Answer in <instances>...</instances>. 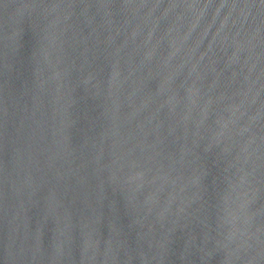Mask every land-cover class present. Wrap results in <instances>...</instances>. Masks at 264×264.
I'll use <instances>...</instances> for the list:
<instances>
[{
	"label": "water",
	"instance_id": "1",
	"mask_svg": "<svg viewBox=\"0 0 264 264\" xmlns=\"http://www.w3.org/2000/svg\"><path fill=\"white\" fill-rule=\"evenodd\" d=\"M0 264H264V0H0Z\"/></svg>",
	"mask_w": 264,
	"mask_h": 264
}]
</instances>
